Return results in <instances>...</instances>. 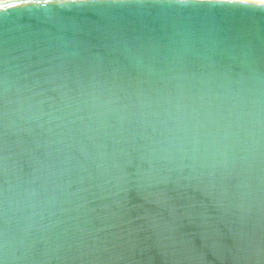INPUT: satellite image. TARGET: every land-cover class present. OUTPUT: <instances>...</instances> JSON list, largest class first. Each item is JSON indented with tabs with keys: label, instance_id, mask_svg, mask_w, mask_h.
Here are the masks:
<instances>
[{
	"label": "water",
	"instance_id": "obj_1",
	"mask_svg": "<svg viewBox=\"0 0 264 264\" xmlns=\"http://www.w3.org/2000/svg\"><path fill=\"white\" fill-rule=\"evenodd\" d=\"M0 264H264V3L0 0Z\"/></svg>",
	"mask_w": 264,
	"mask_h": 264
},
{
	"label": "snow or ice",
	"instance_id": "obj_2",
	"mask_svg": "<svg viewBox=\"0 0 264 264\" xmlns=\"http://www.w3.org/2000/svg\"><path fill=\"white\" fill-rule=\"evenodd\" d=\"M262 3H264V0H261Z\"/></svg>",
	"mask_w": 264,
	"mask_h": 264
},
{
	"label": "rangeland",
	"instance_id": "obj_3",
	"mask_svg": "<svg viewBox=\"0 0 264 264\" xmlns=\"http://www.w3.org/2000/svg\"><path fill=\"white\" fill-rule=\"evenodd\" d=\"M255 1H261V0H255Z\"/></svg>",
	"mask_w": 264,
	"mask_h": 264
}]
</instances>
